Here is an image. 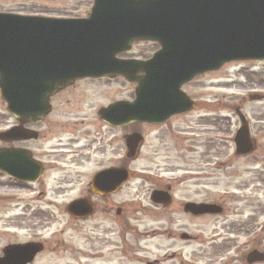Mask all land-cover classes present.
I'll list each match as a JSON object with an SVG mask.
<instances>
[{"label": "water", "instance_id": "water-1", "mask_svg": "<svg viewBox=\"0 0 264 264\" xmlns=\"http://www.w3.org/2000/svg\"><path fill=\"white\" fill-rule=\"evenodd\" d=\"M139 41L158 43L161 49L147 61L118 58ZM246 60H264V0H94L86 19L0 13V91L8 112L22 124L43 120L51 111L50 98L63 88L84 78L103 77H124L137 84L135 100L103 108V120L117 126L126 121L160 124L195 108L181 90L184 84L227 63ZM241 119L244 124L235 139L239 155L253 150L242 115ZM31 134L21 127L4 136L29 139ZM141 140L140 134L129 137L130 156H135ZM13 157L5 153L0 170L23 176ZM108 174L98 176L94 185ZM162 198L154 192L151 200L159 204ZM68 211L74 216L89 214L81 201ZM185 211L202 216L222 209L188 203ZM40 250L37 244L7 247L0 264H27ZM247 262H264V252L251 251Z\"/></svg>", "mask_w": 264, "mask_h": 264}, {"label": "rangeland", "instance_id": "rangeland-1", "mask_svg": "<svg viewBox=\"0 0 264 264\" xmlns=\"http://www.w3.org/2000/svg\"><path fill=\"white\" fill-rule=\"evenodd\" d=\"M92 6V0H0V12L64 18L87 17ZM158 48L159 46L152 42H138L125 57L147 59ZM99 83L101 86L89 88L88 93L91 94L86 99H81L78 110L86 112L90 106L95 110L101 104L114 99L134 97L135 87L125 80H104ZM184 89L196 103L192 114L181 117L178 121L182 126L181 131L192 130V155L186 152L191 143H182L186 136L181 135L182 144L178 142L177 152L173 153L171 144L167 143L170 149L167 158H170L174 166L181 168L175 175L181 181L189 169L186 164L192 159V202L198 203L206 199L218 202L220 196L226 192L228 203L224 204L225 212L222 216L192 217V224L181 213V231L192 232V236L198 240L193 242L192 247L185 253L178 250L177 246L173 251L180 254L179 259L183 264H247L246 256L250 251H264V154L260 152L257 156L236 157L232 139L239 127L237 108L249 119L255 116L260 117L261 121L264 119V100L249 99L250 94L264 95V62L230 63L215 72L196 77ZM9 116L0 93V126L3 121L5 125L12 123ZM252 130L264 131V122L255 124ZM158 131L159 129H146L145 145L139 160L133 165L136 175L142 174V170L151 171L149 174L153 176L160 174L158 169L164 150L159 142ZM253 133L259 139L264 137V132ZM226 138L228 143L225 142ZM224 146L228 152V168L221 164L220 154L225 152ZM165 177L169 175L166 174ZM140 184V179L133 180L132 184L124 189L126 192H123L122 199L137 198ZM187 188L188 183H181L178 191L181 204L191 200L187 195ZM2 195L6 197L2 198ZM75 197L76 193L63 196L52 193L51 196L41 198L30 193H0V253L7 245L29 242L34 238L52 240L51 246L54 249V241L57 239L59 246L53 254L46 252L44 256L47 257L43 256L39 260L40 264H98L100 260L92 259L91 249L85 248L82 240L84 234H91L92 230H82L79 223L71 220L65 211V205ZM5 198L12 200L5 202ZM148 203L149 195L145 194L143 204ZM29 205L49 213L50 219L43 223L42 228L39 227L40 223L36 225V222L32 221ZM161 227L165 225H160L157 215L149 212L144 218L141 231L150 232L153 229L160 230ZM215 238L225 240L214 243L211 240ZM169 242L164 234L160 238L147 239L142 246L148 249L149 260H153L168 251L165 247ZM224 242L227 243L228 249L219 252L223 249L221 244ZM115 258L114 264H140L121 259L119 254H116Z\"/></svg>", "mask_w": 264, "mask_h": 264}, {"label": "flooded vegetation", "instance_id": "flooded-vegetation-1", "mask_svg": "<svg viewBox=\"0 0 264 264\" xmlns=\"http://www.w3.org/2000/svg\"><path fill=\"white\" fill-rule=\"evenodd\" d=\"M118 79L124 80L123 78ZM104 80L116 79H83L64 88L50 98L51 111L39 122L32 121L22 124L20 120L9 114L12 123L5 125V121H3L0 126V159L3 162L5 161V153H13V165L18 170V174L24 175L20 176L21 178L14 177L0 170V193H30L36 194L39 198L51 196L52 193L57 196L76 193L75 199L65 205V211L71 220H76L79 223L82 230H87V228L92 230L91 234L86 232L82 240L84 247L91 249L92 259L100 260L98 264H114L116 254H119L121 259L132 260L140 264H183L182 260L179 259L180 254L173 251V248L177 246L178 250L185 253L192 247V243L198 240L192 236V232L181 231L180 224L181 213L188 218L191 224L192 217L196 218L192 216L191 212L184 211L185 204L192 203V159L186 164L189 169L181 181L179 177L175 176L181 168L174 166L170 162V158H167L169 156L167 152L170 150L167 143L171 144L174 153L178 151V142L180 144L190 142V148L186 152L192 155V130L189 132L181 131L182 126L178 122L181 117L192 114V111L173 115L159 125L126 121L117 126L103 120L99 115L100 110L116 102L132 101L133 97L114 99L106 104H101L95 110L91 106L86 112L78 110L77 106L81 103V99H86L91 94L88 93L89 88L101 86L99 82ZM191 83L185 85L183 91L192 100V96L184 89ZM130 85L136 87L134 84ZM262 100H264V95ZM237 111L247 121L246 124L250 130L254 149L249 156H237L236 151L235 156L247 158L257 156L260 152L264 154V143H262L264 137L259 139L253 133L259 134L264 131L252 130L255 124L263 123L264 119L261 121L260 117L257 116L249 119L240 108H237ZM257 115L259 116V114ZM238 119L239 127L235 131V136L243 123L239 116ZM21 127L32 133L29 139L4 136L10 130ZM150 128L159 129V142L163 145L164 153L158 169L160 174L153 176L149 174L151 171L142 170V174L136 175L133 165L139 160L141 150L147 139L146 129ZM133 134H140L142 140L135 156L132 157L127 142ZM181 135L186 136L182 143L180 142ZM235 136L232 139L233 143ZM225 142L228 143V138L225 139ZM224 149L225 152L222 151L220 154L222 157L221 164L227 167L228 152L225 146ZM106 172L109 174L99 177L94 185L95 179ZM166 174L169 177H165ZM225 177H227L226 174ZM136 179L141 181L137 198L123 200L122 194L126 192L125 188ZM181 183H188L187 195L191 199L183 204L178 198ZM247 187L246 185L245 188ZM154 192L162 194L163 198L160 204L151 201ZM145 194L149 195L147 205L143 204ZM2 196V198L6 197V195ZM11 200L10 198L4 199L5 202H11ZM77 201H81L89 214L74 216L68 211L69 206ZM202 202L220 205L225 212L224 204L228 203V196L225 192L220 196L218 202L208 199ZM30 209L32 221H35L36 225L40 223L39 227L42 228L43 223L50 219L49 213L32 206ZM37 211L39 212L37 213ZM149 212L155 213L158 223L165 225V227H161L160 230L153 229L150 232L147 230L142 232L141 227L144 225V218ZM223 214L204 217H220ZM164 234L167 235V241H170L165 247L168 251L160 258L149 260L148 249L142 244L149 238H160ZM219 240L225 239L215 238L211 241L215 243ZM54 242H56L54 249L51 246L52 240L49 241L44 238H34L29 242L11 245L39 244L41 251L28 264H40L39 260L46 252L53 254L59 246V240L56 239ZM221 245L223 249L219 252L228 249L226 242ZM6 247L1 250L0 259L5 257L4 250ZM131 255L134 258H129Z\"/></svg>", "mask_w": 264, "mask_h": 264}]
</instances>
